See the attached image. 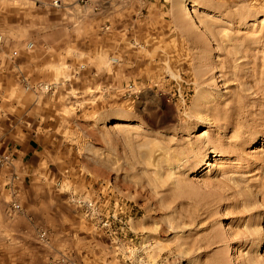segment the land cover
<instances>
[{"label":"rangeland","instance_id":"1","mask_svg":"<svg viewBox=\"0 0 264 264\" xmlns=\"http://www.w3.org/2000/svg\"><path fill=\"white\" fill-rule=\"evenodd\" d=\"M91 1L0 0L1 100L40 141L0 165V264H264V0H179L197 34L161 58L108 21L81 40Z\"/></svg>","mask_w":264,"mask_h":264},{"label":"crops","instance_id":"2","mask_svg":"<svg viewBox=\"0 0 264 264\" xmlns=\"http://www.w3.org/2000/svg\"><path fill=\"white\" fill-rule=\"evenodd\" d=\"M69 9V19L75 21L79 27L89 29L81 36L84 42L93 40L97 27L108 21L111 41L124 35L127 43L132 46L135 43H140L144 47L146 45L150 57H176L179 35L182 32L189 35L197 34L189 25L184 29L181 28L183 15L179 0H126L124 4L109 3L108 5L92 0L88 4L73 5ZM89 51L93 52L95 49L90 48ZM3 87L8 89L7 85ZM3 99L1 100L0 95V157L7 155L9 162L2 165H16L13 170L22 169L31 165L33 158L40 153L39 137L31 133L21 134L19 126L22 121L20 122L19 117H10L11 109L17 107L15 98L3 96ZM1 121L5 123L3 128ZM8 131L14 132L10 135L11 140L1 145V136H5ZM7 170L5 167L0 168V186L2 180L9 178L10 173Z\"/></svg>","mask_w":264,"mask_h":264},{"label":"bare ground","instance_id":"3","mask_svg":"<svg viewBox=\"0 0 264 264\" xmlns=\"http://www.w3.org/2000/svg\"><path fill=\"white\" fill-rule=\"evenodd\" d=\"M195 5V4H194ZM193 5V6H194ZM192 7V6H190ZM190 7L188 6V9H189V14L191 15L192 14V10L190 9ZM193 18V17H192ZM195 19V17L193 18ZM194 22L196 23V21L194 20ZM198 23V22H197ZM197 23L195 24L197 26ZM216 124V123H214ZM217 125V124H216ZM257 142V141H256ZM255 143V141H254ZM245 144H247V140L245 138H242L241 141H239V145L241 146H244ZM193 151V150H192ZM218 151L216 149H210L209 148V153H212L214 154V156L218 155L217 153ZM204 153L201 152L199 154H196L194 155V159L193 161L189 164V165H183L184 168H182L181 172L179 175H181L182 177L185 176V172H187V170H193V174L194 175H199L202 173V171H200V168H197V165L202 161V157L204 156L203 155ZM204 160V159H203ZM213 160V158H212ZM189 161V160H188ZM213 165L212 161L209 160V158L207 159V162H206V166L208 167H211ZM179 168V167H178ZM179 173V172H178ZM190 189H195V187L193 185H189V184H183L182 182L178 183L174 186V193H176L177 196L179 197H187L189 194L187 191H189ZM252 216V215H251ZM260 232V231H259ZM240 238H241V241L243 242H249V243H252V241L256 238V239H261L262 238V235H260V233H258L257 231H252L251 228L250 230H246L245 232H242L240 233ZM252 261V258H246L245 260V264L247 263H250ZM256 261V260H255ZM261 262V261H260ZM243 263V264H244Z\"/></svg>","mask_w":264,"mask_h":264},{"label":"built area","instance_id":"4","mask_svg":"<svg viewBox=\"0 0 264 264\" xmlns=\"http://www.w3.org/2000/svg\"><path fill=\"white\" fill-rule=\"evenodd\" d=\"M81 1L87 2V0H81ZM59 3H60V0H52L51 5L58 6ZM0 42H1V36H0ZM45 87L47 88V86H45ZM8 162H9V157L7 155H1L0 164L2 165L5 163H8ZM14 176H15V174H14ZM12 207L14 209H17V208H19V205L16 203H13ZM62 262H63L62 260H51V261H48L46 264H63Z\"/></svg>","mask_w":264,"mask_h":264}]
</instances>
